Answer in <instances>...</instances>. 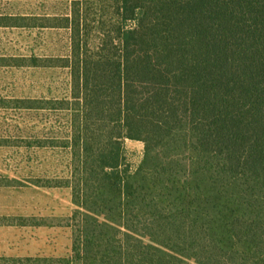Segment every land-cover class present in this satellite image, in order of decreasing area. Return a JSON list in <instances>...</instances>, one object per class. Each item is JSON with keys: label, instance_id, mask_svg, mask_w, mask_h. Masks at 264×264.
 <instances>
[{"label": "trees", "instance_id": "trees-1", "mask_svg": "<svg viewBox=\"0 0 264 264\" xmlns=\"http://www.w3.org/2000/svg\"><path fill=\"white\" fill-rule=\"evenodd\" d=\"M107 10L38 23L70 30L69 96L27 107L69 113L74 210L68 254L34 264H264V0Z\"/></svg>", "mask_w": 264, "mask_h": 264}, {"label": "rangeland", "instance_id": "rangeland-1", "mask_svg": "<svg viewBox=\"0 0 264 264\" xmlns=\"http://www.w3.org/2000/svg\"><path fill=\"white\" fill-rule=\"evenodd\" d=\"M23 1L38 2L5 0L2 7L28 12L32 5ZM51 1L49 13L69 12L70 0ZM82 1L89 3L88 18L104 10L112 15L107 6L113 0ZM69 54L66 27H0V264L61 258L71 247L65 225L74 205L70 190L56 186L70 170L69 150L57 146L68 135L69 113L27 107L69 96V70L59 66ZM123 147L126 163L134 169L143 143L125 139Z\"/></svg>", "mask_w": 264, "mask_h": 264}, {"label": "crops", "instance_id": "crops-1", "mask_svg": "<svg viewBox=\"0 0 264 264\" xmlns=\"http://www.w3.org/2000/svg\"><path fill=\"white\" fill-rule=\"evenodd\" d=\"M4 1L5 0H0V22H27V21H52V20H56L59 16H67L70 14V4H69V12L64 14V15H57V13H49L51 12V9H48L51 7L52 5V1L51 0H38L37 3L33 2H22L21 4H29L28 6L32 5V8H29L28 12H23L20 11L19 9L14 10V6L12 7V5L9 8H4L2 7L4 5ZM36 1V0H35ZM55 2V0H54ZM71 3V0H70ZM19 5V4H17ZM14 9H12V8ZM39 12H37V11ZM24 25H0V27H8V26H12V27H27V26H31V27H52V26H40V25H35L32 26L31 24L29 25H25L27 23H22Z\"/></svg>", "mask_w": 264, "mask_h": 264}]
</instances>
